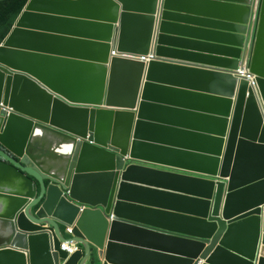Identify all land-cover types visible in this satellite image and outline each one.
<instances>
[{"label": "water", "instance_id": "water-1", "mask_svg": "<svg viewBox=\"0 0 264 264\" xmlns=\"http://www.w3.org/2000/svg\"><path fill=\"white\" fill-rule=\"evenodd\" d=\"M87 263L264 264V0L28 1L0 45V264Z\"/></svg>", "mask_w": 264, "mask_h": 264}, {"label": "trees", "instance_id": "trees-1", "mask_svg": "<svg viewBox=\"0 0 264 264\" xmlns=\"http://www.w3.org/2000/svg\"><path fill=\"white\" fill-rule=\"evenodd\" d=\"M28 1L3 0L0 2V45L12 31Z\"/></svg>", "mask_w": 264, "mask_h": 264}, {"label": "clouds", "instance_id": "clouds-1", "mask_svg": "<svg viewBox=\"0 0 264 264\" xmlns=\"http://www.w3.org/2000/svg\"><path fill=\"white\" fill-rule=\"evenodd\" d=\"M254 28H255V23H253V25H252V33H253V31H254ZM252 40H253V37H252V34H251L250 41H249V44H248V51H247V53L245 54V56L242 57L241 67H240V69L238 70V71L243 72V71L245 70V69H244V62L247 61V69H248V71H249V75H251V74H250V70H249V62H250V52H251V50H252ZM124 55H132V56H148V55H153L154 58L151 59V60H154V59H155V55H154V54H151V53H149V54H147V55L122 54L121 56H122V57H125ZM125 58H127V57H125ZM129 59H133V58H129ZM133 60L143 61V60H139V59H133ZM151 60H150V61H151ZM150 61H147V62H146V61H143V62L148 63V62H150ZM238 71H237L236 73H238ZM236 73H234V74H236ZM236 76H239V75L236 74ZM251 76H252V75H251ZM239 77H242V76H239ZM252 77H253V76H252ZM243 78H247V79H249L248 77H243ZM254 80H255V78H254ZM249 81H250V79H249ZM254 83H255V81H254ZM250 86H252V85H251V81H250ZM256 87H257V86H256V83H255V88H256ZM124 160H128L127 157H124ZM69 230H70L71 232H70ZM64 236L66 237V241H65V242H61L60 250H61V252L66 253L67 256H68V258H70L71 256H73V255L77 254L78 252H80L82 249H81V246H80L76 241L73 240V237H72V236H73V231H72V229H71L70 227H68V228H66V229L64 230ZM63 245H66V246L76 245L77 248H78V251H77L76 253L70 254L68 251L63 250ZM87 264H90V263H87Z\"/></svg>", "mask_w": 264, "mask_h": 264}, {"label": "built area", "instance_id": "built-area-1", "mask_svg": "<svg viewBox=\"0 0 264 264\" xmlns=\"http://www.w3.org/2000/svg\"><path fill=\"white\" fill-rule=\"evenodd\" d=\"M125 57L127 58H133V59H139V60H143V61H150L151 59L154 58L153 55H148V56H132V55H124ZM244 71L241 72V71H238V74L239 76H242V77H248L251 81V85L253 87H255V83H254V77H252L251 75H249V71L247 69V61L244 62ZM70 231V230H69ZM71 232V231H70ZM63 250H66L68 251L70 254H73V253H76L78 251V248L76 245H71V246H66V245H63Z\"/></svg>", "mask_w": 264, "mask_h": 264}, {"label": "crops", "instance_id": "crops-1", "mask_svg": "<svg viewBox=\"0 0 264 264\" xmlns=\"http://www.w3.org/2000/svg\"><path fill=\"white\" fill-rule=\"evenodd\" d=\"M185 22V21H184ZM189 23V22H186ZM196 24H200V23H196ZM197 29H199L197 27ZM200 30V29H199ZM177 35V34H176ZM178 36L180 37H185L186 39H190L191 41H196V42H202V37L199 36H193V35H188V34H178Z\"/></svg>", "mask_w": 264, "mask_h": 264}]
</instances>
